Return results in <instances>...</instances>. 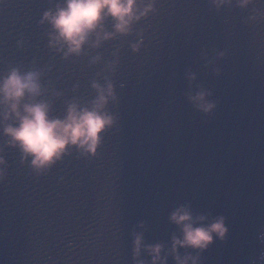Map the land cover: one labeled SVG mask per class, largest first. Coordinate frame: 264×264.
<instances>
[{"label": "water", "instance_id": "1", "mask_svg": "<svg viewBox=\"0 0 264 264\" xmlns=\"http://www.w3.org/2000/svg\"><path fill=\"white\" fill-rule=\"evenodd\" d=\"M62 4L0 0V80L39 73L36 99L59 119L91 109L97 85L113 124L95 154L69 147L37 170L0 115V264H150L134 239L170 253L179 206L228 230L181 258L264 264V0H137L151 10L127 34L109 19L71 55L43 20Z\"/></svg>", "mask_w": 264, "mask_h": 264}, {"label": "clouds", "instance_id": "2", "mask_svg": "<svg viewBox=\"0 0 264 264\" xmlns=\"http://www.w3.org/2000/svg\"><path fill=\"white\" fill-rule=\"evenodd\" d=\"M150 8L138 12L137 0H63L54 13H45L43 20L53 29L52 41L61 49L66 48V55L79 54L89 38L104 31L103 25L109 19L113 22L115 33L127 34L134 20L140 19ZM111 38L104 33L103 39ZM100 92L91 109L80 108L71 104L63 119L50 115V105L37 100L41 95L40 77L37 72L21 74L13 69L0 80V113L4 121L13 120L14 124L4 127V134L11 143L18 146L25 157H31V163L37 170L44 169L64 155L69 147H75L95 154L101 141V134L113 124V118L103 112L107 99L99 86L93 85ZM107 95L112 96V85H108ZM205 93L195 97L199 108L209 112L214 107L205 102ZM169 220L180 229V237H172L170 253L164 252L162 244L146 245L142 236L134 239V255L139 257L143 246L151 260L150 264H167L170 254L175 264H197L190 255L181 258L178 249L206 250L213 237L223 240L227 233L223 217L207 223L205 216L194 217L187 206L177 207ZM143 264V262H141Z\"/></svg>", "mask_w": 264, "mask_h": 264}]
</instances>
